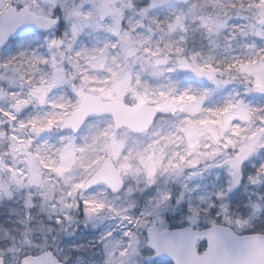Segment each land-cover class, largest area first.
Wrapping results in <instances>:
<instances>
[{"label": "rangeland", "instance_id": "rangeland-1", "mask_svg": "<svg viewBox=\"0 0 264 264\" xmlns=\"http://www.w3.org/2000/svg\"><path fill=\"white\" fill-rule=\"evenodd\" d=\"M151 2L122 0L101 22V0H61L59 27L0 51L6 263L52 247L66 264H170L146 260L148 226L264 230V96L254 91H264V0H193L154 10ZM8 4L54 13L38 0H0V13ZM182 25L205 33L199 38L209 48L195 67L217 78L199 82L178 69L187 62ZM85 92L154 104L162 115L140 135L115 131L107 116L76 135L59 131ZM18 102L29 107L16 112ZM47 127L53 131L35 134ZM243 145L256 150L230 194L226 160ZM105 157L121 171L117 195L103 184L81 187Z\"/></svg>", "mask_w": 264, "mask_h": 264}, {"label": "water", "instance_id": "water-1", "mask_svg": "<svg viewBox=\"0 0 264 264\" xmlns=\"http://www.w3.org/2000/svg\"><path fill=\"white\" fill-rule=\"evenodd\" d=\"M41 1L56 5L58 0ZM118 1L103 0L100 9L102 21L111 15L109 7ZM188 1L190 0H156L151 7ZM58 22V18L35 15L28 6H24L19 11L9 6L0 18V47L4 46L10 38L32 30L46 31ZM185 69L199 79L208 80L210 78L209 74L197 72L190 67ZM22 105L26 106L25 103H20L15 104L14 108L18 110ZM103 114L112 116L115 129L126 127L132 132L141 133L152 125L159 114V109L152 105H127L119 100L103 101L98 96L85 94L78 107L63 119L60 129L77 132L89 118ZM49 131L51 129L47 128L37 133L44 134ZM252 151V148L244 146L237 155L228 159V164L232 168L231 192L239 186L241 167ZM101 182H105L112 193H118L122 189L120 172L109 158L83 187L88 189ZM146 234L147 245L154 252L148 259L163 258L170 260L173 264H264V235L239 236L234 234L230 228L220 225H213L200 231L192 230L190 227L159 231L156 226H151L147 228ZM199 238L207 241V248L201 254L196 252V242ZM0 264H3L1 257ZM20 264L62 263L52 253L46 252L37 256H26L22 258Z\"/></svg>", "mask_w": 264, "mask_h": 264}, {"label": "trees", "instance_id": "trees-1", "mask_svg": "<svg viewBox=\"0 0 264 264\" xmlns=\"http://www.w3.org/2000/svg\"><path fill=\"white\" fill-rule=\"evenodd\" d=\"M197 34H198V36L199 37H205V33L203 32V33H200V32H197ZM195 34H192V37L194 36ZM199 37H196L195 38V40H194V43H193V50L191 49V48H187L186 49V53L187 54H189V55H192L193 57H194V55H195V51H196V53H197V50L199 49V48H201L202 47V44L204 43V42H206L205 41V39L203 40V39H200ZM200 40H199V39ZM201 40H203V41H201ZM207 47H205L202 51H204L205 49H206ZM196 57H197V55H195ZM42 236H43V238H45V235L44 234H42ZM6 242V241H5ZM7 243V242H6Z\"/></svg>", "mask_w": 264, "mask_h": 264}, {"label": "flooded vegetation", "instance_id": "flooded-vegetation-1", "mask_svg": "<svg viewBox=\"0 0 264 264\" xmlns=\"http://www.w3.org/2000/svg\"><path fill=\"white\" fill-rule=\"evenodd\" d=\"M1 162H2V161H1ZM1 162H0V163H1Z\"/></svg>", "mask_w": 264, "mask_h": 264}]
</instances>
